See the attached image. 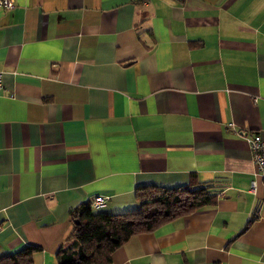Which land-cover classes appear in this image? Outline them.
Segmentation results:
<instances>
[{
	"label": "crops",
	"instance_id": "1",
	"mask_svg": "<svg viewBox=\"0 0 264 264\" xmlns=\"http://www.w3.org/2000/svg\"><path fill=\"white\" fill-rule=\"evenodd\" d=\"M0 259L58 264L72 211L139 186L216 202L130 237L112 264H264V0H15L0 7ZM256 181L255 190L252 183Z\"/></svg>",
	"mask_w": 264,
	"mask_h": 264
},
{
	"label": "trees",
	"instance_id": "2",
	"mask_svg": "<svg viewBox=\"0 0 264 264\" xmlns=\"http://www.w3.org/2000/svg\"><path fill=\"white\" fill-rule=\"evenodd\" d=\"M140 210L111 214L95 210L90 201L72 211L74 232L58 252V264H112L113 252L135 234L155 230L174 218L214 205L217 187L194 183L187 186H139ZM6 255L0 264H33V251Z\"/></svg>",
	"mask_w": 264,
	"mask_h": 264
},
{
	"label": "built area",
	"instance_id": "3",
	"mask_svg": "<svg viewBox=\"0 0 264 264\" xmlns=\"http://www.w3.org/2000/svg\"><path fill=\"white\" fill-rule=\"evenodd\" d=\"M0 7L5 10H11L15 7V0H0ZM4 71L0 67V91L4 90ZM245 140L247 141L254 165L256 167V173L264 179V138L258 132L248 133L245 129L241 131ZM256 181L252 183V189L255 190ZM108 201V197L96 196L90 203L91 207L95 210L101 209Z\"/></svg>",
	"mask_w": 264,
	"mask_h": 264
}]
</instances>
